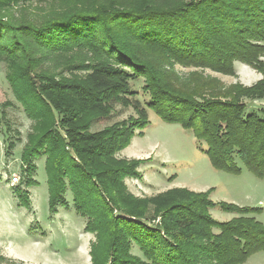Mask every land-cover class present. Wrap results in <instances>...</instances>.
<instances>
[{"label":"trees","instance_id":"1","mask_svg":"<svg viewBox=\"0 0 264 264\" xmlns=\"http://www.w3.org/2000/svg\"><path fill=\"white\" fill-rule=\"evenodd\" d=\"M21 1L30 0H0V11ZM61 9L32 25L0 16V61L9 64L13 94L34 121L15 188L20 204L30 207L22 186L38 183L36 161L44 156L50 210L68 206L72 192L86 229L96 233L93 264H241L264 252L259 208L185 188L138 198L125 181L143 177L144 159L118 156L149 126L152 109L206 143L216 170L238 175L241 162L264 179V110L249 112L245 102L264 99V76L213 95L195 84L177 86L164 67L236 75L241 62L264 73V0H67ZM139 79L149 100L135 101L138 116L92 131L113 103L131 105V82ZM7 105L0 103L3 126ZM214 207L236 216L220 222Z\"/></svg>","mask_w":264,"mask_h":264},{"label":"rangeland","instance_id":"2","mask_svg":"<svg viewBox=\"0 0 264 264\" xmlns=\"http://www.w3.org/2000/svg\"><path fill=\"white\" fill-rule=\"evenodd\" d=\"M66 1H21L10 11H0V16L5 15L12 24H39L62 11ZM46 64L53 68L50 61ZM8 65L6 61H0V103H9L4 114L7 126L0 124V253L5 259L0 264H93L91 251L97 241L96 233L86 229L88 218L76 211L72 192L68 190L66 194L70 202L68 206L58 205L57 211L50 210L44 156L36 161L35 179L38 183L22 186L30 193V207L21 205L16 196L15 188L21 181L22 151L28 135L33 132L34 121L13 94L7 80ZM164 67L174 73L172 78L177 86L195 84L213 95L225 94L236 84L252 86L264 76V73L241 62L235 63L236 75L178 63L164 64ZM143 80L131 82L137 92L130 97L131 105L126 107L113 103L111 114L95 120L92 131L137 117L135 101L145 105L149 100V95L142 90ZM245 102L249 112L264 110V99L247 98ZM148 115L149 126L143 133L139 134L138 130L130 144L118 154L120 158L144 159L138 168L143 177L125 181L130 193L138 198H152L174 188L208 193L210 199L217 203L259 208L254 216L264 223V179L255 176L241 162L242 172L238 175L216 170L204 152L206 143L197 140L191 130L165 122L152 109H148ZM10 143L15 147H9ZM211 214L220 222L236 216L220 207L212 208ZM132 253L142 256L135 245ZM241 264H264V252L252 255Z\"/></svg>","mask_w":264,"mask_h":264}]
</instances>
